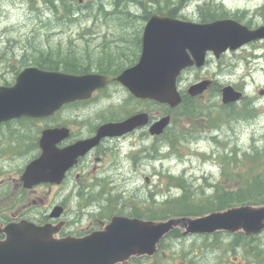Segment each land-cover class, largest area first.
<instances>
[{
	"label": "rangeland",
	"instance_id": "rangeland-1",
	"mask_svg": "<svg viewBox=\"0 0 264 264\" xmlns=\"http://www.w3.org/2000/svg\"><path fill=\"white\" fill-rule=\"evenodd\" d=\"M51 1L0 0V84H13L16 71L48 58L45 53L51 49L72 54L77 58L74 65L82 68L88 62L95 64L97 60L94 59L101 54L99 47L106 45L108 55L118 64L120 71L135 65L140 54L134 56L129 45L119 47L115 40L128 35V43H131L133 37L144 30L149 16L143 7L151 12L165 5L167 11L177 13L175 18L190 21L201 20L202 14L210 9L223 12L224 18L235 19L252 28L264 25V0H156L151 3L156 5L154 7L148 0H84V3L64 0L69 11L67 15L61 11L56 14ZM140 1L143 5L139 4ZM205 4L208 6L201 10ZM61 5L58 2V6ZM123 20L131 22L122 23ZM131 63L134 64L127 67ZM200 76L214 77L221 84L244 85L253 101L250 108L255 109L256 115L244 118L242 107L238 105L227 108L223 115L219 95L174 110L171 113L174 125L160 143L162 152L159 157L151 152L144 166L135 171L128 159L127 148L124 153L110 154L101 163L102 173L110 171L113 174L115 191L112 193L118 196L114 205L134 199L147 202L153 193L157 206H160L169 197L187 193L192 194L193 199L189 198L186 205L199 208L212 203L210 199L218 187H223V194L252 195L250 190L264 182V95L260 94L264 90V43L231 52L219 61L211 58L203 71H186L180 88L185 90ZM127 92L124 86L112 90V104L118 110V119L127 116L120 115L126 114L125 110L129 112L133 107L138 110L135 101L125 103L129 96ZM157 109L151 105V112L155 113ZM93 114L96 115V111ZM51 121L39 120V132ZM181 121L186 123L180 124ZM170 174L178 179L162 176ZM145 177L150 178L149 184ZM255 180L259 183H253ZM165 211L163 207L157 212ZM178 211L185 213L187 210L179 208ZM259 237L221 235L212 239L198 234L172 243L182 250L184 256L189 254L187 259L192 261L191 264H207L209 259L210 262L224 259L231 264H264V233ZM237 239L239 245L235 247Z\"/></svg>",
	"mask_w": 264,
	"mask_h": 264
},
{
	"label": "flooded vegetation",
	"instance_id": "flooded-vegetation-1",
	"mask_svg": "<svg viewBox=\"0 0 264 264\" xmlns=\"http://www.w3.org/2000/svg\"><path fill=\"white\" fill-rule=\"evenodd\" d=\"M148 2L149 4L156 3V0H148ZM81 3H84V0H81ZM139 4L143 5L141 1ZM151 5L153 7L156 6ZM142 9H145L146 13L149 12L145 7ZM160 9L161 7L157 8V10ZM129 22L131 21H122V23ZM147 22L148 20L145 23L147 24ZM192 22L206 23L201 20ZM143 34L144 30L140 31V34L136 35L137 37H133L131 43H128L130 37L123 35L122 39L116 38L115 44L119 47L129 45L134 56H137L141 54L143 48ZM259 43H264V41L251 43L245 47ZM99 49L101 54L94 59L97 60L95 64L88 62L87 66H83L79 73L73 74H96L110 78L109 82L97 89L92 98L67 104L56 112L54 116L44 118L52 121L43 130L66 129L68 131V136L56 145L58 151L72 147L78 142L95 138L103 125L124 120L118 119L119 113L115 105L112 104L113 95H111L115 87L123 86L116 79L124 70L120 71L118 64L110 58L111 56L108 55L110 52L106 45L100 46ZM65 55L66 62H68L69 54L65 53ZM207 58L204 68L192 67L191 69L195 71L206 69L210 64V59L213 57L210 54ZM133 64L131 63L127 67ZM182 78L183 74L179 77L177 85L184 97L183 92L187 88L185 90L180 88ZM206 80L210 81V85L204 94L195 98L185 97L183 102L196 101L202 103L203 100L206 101V98L211 95L218 96L222 92V85L233 86L243 94V98L238 104L223 105L225 111L227 108L231 109V107L238 105L242 107L241 115L244 118H253L256 115L255 109L250 108L253 101L248 97L244 85L221 84L216 78L209 76H200L194 83ZM14 84L15 81L13 84L6 83L4 85L0 84V86L11 87ZM260 94L264 95V90ZM129 100L135 101L138 105V110H134L133 107L129 116L139 113L148 114L149 122L145 126L139 127L123 136L102 138L95 147L76 160L60 182L52 180V182L48 183L29 184L24 181L27 167L38 159L42 153L39 119L21 117L0 123V264H18L14 259L16 253L12 255V250L16 249L15 244L17 242L23 244L22 238H19L18 235L19 232L23 231L21 229L22 226L36 229L48 226L50 239L60 245V250H64L72 242H79L80 244L83 241L86 243L94 242L98 249V258L95 264H187V262L191 264L192 261L187 259L189 254L184 256L182 250H178L176 245L172 243L179 239L194 236L185 235V231L182 228H176L165 235L158 243L156 252L152 255L141 250L145 242L144 235L138 236L137 242H134L133 237L132 243L129 238L123 237L126 224L129 223L126 219L157 222L182 217L180 215L171 216L168 213L151 211L149 199L147 202L139 201L136 203L135 201H129L123 204L122 207L120 205L118 207L114 205L110 198L111 188L114 187L113 174L110 171L102 173L101 163L110 154L124 153L125 149L128 148L127 156L132 162L131 167L138 171L141 166H144L145 161L149 159L152 148L151 141H153V149H156L169 132V128H167L162 135L152 136L150 131L153 124L169 113L165 105H163L164 111L158 108L154 113L151 112L152 102L150 100L136 99L130 94L125 103ZM94 111H96V115L93 114ZM185 123L183 121L180 122V124ZM173 125L174 119L172 118L171 126ZM255 182L258 183L257 180L253 183ZM126 206L128 210H124ZM114 220H118V222H114ZM134 226L135 224L133 223V231ZM138 227H141V224ZM139 229L141 232V228ZM206 235L212 239L221 235H240V237L250 239L257 238L262 234L246 236L244 234L221 232ZM120 238L122 239L114 245ZM32 239L33 237L30 236L26 238V241ZM126 242L127 244L129 243L127 252L125 251ZM234 244L235 247L239 245V240L237 239ZM130 247L132 251H130ZM136 247L137 249H135ZM207 264L231 263L225 262L224 259L210 262L209 259Z\"/></svg>",
	"mask_w": 264,
	"mask_h": 264
},
{
	"label": "water",
	"instance_id": "water-1",
	"mask_svg": "<svg viewBox=\"0 0 264 264\" xmlns=\"http://www.w3.org/2000/svg\"><path fill=\"white\" fill-rule=\"evenodd\" d=\"M262 39L264 26L250 30L231 19L195 24L157 15L151 18L146 27L139 63L126 70L118 81L137 98L150 99L175 108L182 102L176 80L184 69L193 65L202 67L209 51L220 58L228 50L235 51L249 42ZM107 82V78L97 75L72 76L26 68L18 75L14 86L0 87V122L23 116H51L67 103L90 98L97 88ZM209 83L192 86L189 89L190 95L202 94ZM241 97L242 94L232 87L223 89L224 104L238 102ZM146 122L147 118L139 115L122 123L104 126L93 140L80 142L62 152L53 151V147L66 138L68 133L46 130L41 140L43 154L28 167L24 180L29 184H38L51 180L50 174L63 175L79 156L85 155L101 138L121 136ZM169 123V117L161 120L152 126L151 134H162ZM131 223L129 221L126 224L123 237L129 238L132 243L133 237L134 242H137L138 236L144 235L145 242L141 250L153 254L164 235L177 227L183 228L185 235L218 232L258 234L264 230V205L238 206L200 217H182L144 225L141 224L143 222L134 221V231ZM139 224L141 227H138ZM138 228H141V232ZM21 229L23 231L18 235L23 244L17 242L16 249L12 250V255L16 253L14 259L18 264H95L98 258L94 242L83 241L81 244L84 246L79 242H72L64 250H60V245L50 239L49 228L22 226ZM30 236L33 239L26 241ZM128 244H124L126 252ZM129 249L132 251L131 247Z\"/></svg>",
	"mask_w": 264,
	"mask_h": 264
},
{
	"label": "trees",
	"instance_id": "trees-1",
	"mask_svg": "<svg viewBox=\"0 0 264 264\" xmlns=\"http://www.w3.org/2000/svg\"><path fill=\"white\" fill-rule=\"evenodd\" d=\"M58 2H61L63 5L59 7L58 4L56 5V3ZM51 5L56 14H59V12L61 11L62 13L66 12V15H67V13L69 12L68 9L65 8L66 2L64 0H52ZM168 13L173 16L177 15V13H175L173 10H169ZM219 18H224L223 12L217 13V11H210V9H207V11L202 14V20L204 22L213 21ZM64 54L65 53H63L62 51L58 53V52H54L51 50L47 52V54L45 53V55L48 58L42 59L41 61L39 60L34 61V65L38 66L39 68L47 69V70H61L62 69L63 71L66 70L67 72L80 71L81 67H76L74 65L75 59L77 58L73 56L72 54H69V57H68L69 60L68 62H66V55ZM175 140L176 139H174L172 143L173 145H174ZM218 188L216 189V192L214 193L213 197L210 199L212 203L211 204L206 203L205 206H212L214 209L217 210V209H224V208L232 207L237 204L238 205L240 204H253L254 205V204L264 203V182H261V184H258L254 186V188L251 189L253 192L252 195L243 194L242 196H240L238 194L234 195V194H229L225 192L223 194L221 192L223 187L220 189ZM189 198H192V194L189 195L185 193L183 197L180 199L167 201L168 202V203L166 202L168 206L167 210L168 211L171 210V212L172 213L175 212V214L181 213L178 211L179 208H183L184 210H187L186 213H189V214H194L198 212L197 211L199 210L198 208H195L194 206L190 207V205L189 206L186 205V202L188 201Z\"/></svg>",
	"mask_w": 264,
	"mask_h": 264
},
{
	"label": "bare ground",
	"instance_id": "bare-ground-1",
	"mask_svg": "<svg viewBox=\"0 0 264 264\" xmlns=\"http://www.w3.org/2000/svg\"><path fill=\"white\" fill-rule=\"evenodd\" d=\"M57 5V4H56ZM84 37V36H83ZM83 51V50H82ZM103 51V50H102ZM105 53V52H104ZM68 54V53H67ZM65 55V54H64ZM89 56V55H88ZM59 58V57H58ZM64 59V58H63ZM103 60V59H102ZM77 65H78V63H77ZM66 71V70H65ZM168 203V202H167Z\"/></svg>",
	"mask_w": 264,
	"mask_h": 264
}]
</instances>
